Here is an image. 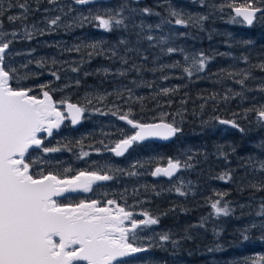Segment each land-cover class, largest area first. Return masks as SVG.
I'll return each instance as SVG.
<instances>
[{"label":"trees","instance_id":"16d2710c","mask_svg":"<svg viewBox=\"0 0 264 264\" xmlns=\"http://www.w3.org/2000/svg\"><path fill=\"white\" fill-rule=\"evenodd\" d=\"M47 2L0 0V30L10 31L7 29L10 24L7 17L24 11L16 6L19 3H26L28 11L30 4L43 9ZM231 2L233 0H220L217 3L222 6ZM235 2L239 4L242 0ZM207 10L210 18L212 10ZM215 16H218L216 10L212 17ZM232 17L228 18L230 32L221 37L210 29L207 21L204 22L202 33L193 31L189 26H174L170 29L168 23L164 24L158 36L155 34L154 37L162 36L166 46L177 49L169 57L158 56L151 49H146L151 52L142 50L140 43L136 47L119 45L125 53L122 63L132 70L131 77L136 78L135 82H127L123 78L121 82L113 83L104 78L103 66L111 62L116 66L117 59L121 58H115L107 44L87 31L83 34L79 32L80 36L74 32L76 37H68L72 42H66L67 46L73 45L74 49H80L75 50L81 63L80 82L77 84L61 81L64 75L60 59L64 55L59 56L55 52L56 48L40 47L34 52L35 63L43 67L36 76L30 67H23L26 65L23 60L9 58L19 75L28 77L20 81L23 86L34 87L38 92V85L49 84L55 100L65 98L79 104L86 108V115H97L98 110L109 113L119 110V114H123L131 109L133 118L140 122H156L164 114L166 122H174L181 128L176 140L170 145L136 143L121 158L111 154L106 145L119 141L125 131V134H131L130 128L122 121L117 128L119 122L115 120L114 131L109 136H103L96 129L83 125L75 130L68 123L45 141L46 146L61 149L47 154L49 163H46L45 171L63 172L65 168H71L72 172L68 175L92 170L108 172L114 177L108 183L95 186L89 195H69L67 200L63 198L62 201L116 199L128 206L134 205L138 213L147 211L152 215L151 212H155L157 205H160L156 212L159 226L170 230L173 239L182 237L177 245L171 244V252L174 253L171 260L177 261L174 264H243L249 257L264 254V240L261 239L264 230L259 226L264 223V217L258 215L261 205H264V170L261 169L264 162V126L256 123L254 113H248L245 118L247 109L264 105V91H261L264 88V69L260 67L264 64V26L244 28L233 22ZM93 44L96 45L94 49L90 47ZM198 52L207 58L205 70L201 72V78L188 77L183 71L189 61V58L185 60V56L187 53L197 55ZM89 53L92 55L89 56ZM170 60L171 64L168 62ZM53 71L60 76L59 80L51 75ZM154 77L167 79L157 84ZM238 80H244V89L241 95L233 97L232 94L238 89L230 93L227 88ZM165 88L172 91L165 95ZM217 118L234 119L244 131L228 126L226 133H222L217 128ZM178 147L188 152L187 158L182 157L180 161L190 165L192 172L188 174L183 167L177 176L187 177L188 181L197 184L210 181L216 194H185L178 204L179 211L183 213L169 219L171 200L166 197L165 190L170 182L154 180L151 172L167 164L169 158L173 159ZM81 152L89 153V161L84 162L80 158ZM37 153L34 152L33 156ZM130 172L136 175H129ZM225 173L231 179L218 178ZM225 193L222 198L218 195ZM217 199L221 200V206H228L229 215H221L215 223H211L217 216L210 204ZM251 224L257 227L250 229L247 233L250 239L242 242L240 233Z\"/></svg>","mask_w":264,"mask_h":264},{"label":"snow or ice","instance_id":"6c2138e0","mask_svg":"<svg viewBox=\"0 0 264 264\" xmlns=\"http://www.w3.org/2000/svg\"><path fill=\"white\" fill-rule=\"evenodd\" d=\"M49 2L54 3L55 0ZM91 2L92 0H74L79 5ZM260 3H264V0H242L239 4L233 0L222 5L220 10L223 11L224 6L230 8L235 13L233 22L251 26L257 13L264 18V8L258 6ZM16 6L27 11L26 3ZM143 11L151 14L150 9L145 8ZM170 15L175 17L176 25L188 26V21L180 13L172 11ZM7 18L14 22L26 19V16L9 15ZM60 20L61 17L56 16L49 24L56 26ZM83 21L94 22L106 32L125 23L120 12L97 14L90 19L84 17L81 26ZM17 35L15 31L5 33L0 30V264H134L132 259L127 258H135L137 254L145 253L152 247L151 244L145 246L139 242L142 239L139 232L156 225L158 219L147 211L139 213L143 218L138 219L137 214L116 199H81L78 202H64L60 199L64 197L67 200L65 194L69 193L93 192V186L98 182L114 178L108 172L81 170L68 175L67 173L72 172L71 168L54 172L37 167L49 161L42 156L34 157L33 153L39 152L46 156L61 151L59 147L46 146V139L52 137L53 131L60 129L65 120H70L72 125L78 124L86 108L66 99L55 100L49 84L38 85L37 92L36 88L20 83L28 77L19 75L18 69L9 62L12 55L10 45ZM7 36L12 38L8 39ZM26 38L32 39V33L26 32ZM148 39L153 37L149 36ZM90 47L94 49L96 45ZM75 50L80 49L77 47ZM167 51L172 53L177 49L170 47ZM187 59L185 56V60ZM206 60L201 54L199 59H193L191 67H185L183 71L188 77L196 72H203ZM260 67L264 69V64ZM72 71L76 72L78 68L74 67ZM51 75L56 80L60 79L55 71ZM236 82L244 84V80ZM169 91L172 90L163 89L165 95ZM99 99L102 100L103 97ZM248 113H254L256 123L264 126V105L247 109L245 118ZM111 114L118 116L119 120L125 121L134 130L131 134L122 133L123 138L109 149L116 156H123L135 143L153 137L168 140L181 132V128L174 122H166L164 114H161L159 122L153 123L134 119L131 109L123 114H119V110ZM219 123L244 131L234 119H219ZM88 155V152H81L80 158ZM182 166L190 165H182L179 159L169 158L166 167H156L151 175L172 177ZM261 169L264 170V162ZM129 175L136 173L130 172ZM218 178L226 180L231 179V176L225 173ZM176 191L185 195L180 188ZM218 195L222 198L226 193ZM210 207L217 217L229 215L228 206H221L220 199L211 202ZM258 215L264 217V205H261ZM259 226L264 230V223ZM256 227V224H251L243 229L240 233L241 241H248L250 236L247 233ZM159 239L169 241L170 237L165 234ZM261 239L264 240V236ZM243 264H264V254L249 257Z\"/></svg>","mask_w":264,"mask_h":264},{"label":"rangeland","instance_id":"374dc122","mask_svg":"<svg viewBox=\"0 0 264 264\" xmlns=\"http://www.w3.org/2000/svg\"><path fill=\"white\" fill-rule=\"evenodd\" d=\"M149 1L150 3H148ZM218 1L220 0H158L157 2L155 0H111L108 3L101 2L98 4L81 7L79 4H75L74 0H55L54 3H50L48 0V2L43 5L45 6L43 9L37 8L36 6L30 4L28 6L29 10L27 12L21 11L20 13L17 12L11 15H23L26 16V19H17L14 22H10L7 28L10 31H4L5 33H11L13 31L18 33L17 37L10 45V51L12 53L11 58L23 60L27 67H30V69L34 72L33 75L40 73V70L43 68L42 66L35 63L34 52L37 50V48H56L55 52H58L57 54L59 56L64 55V58L60 59V67L62 68V75H64L61 81H70L76 84L78 81L79 83L81 63L78 59L74 46H67L66 42H72L68 37L75 38L76 35L74 32L78 35L79 32H82L83 34V32L87 31V33H92L93 37H98L101 42L107 44L109 52H114L115 58H121L117 59L116 66H114V62L103 66L102 73L104 78L107 79V81L113 83H119L123 80V78H125L127 82H135L137 81L136 78L131 77L133 76L132 70L126 67L125 63H122V60H125V53L122 51V49H120L119 45L122 44L127 47H136V45L140 43L142 50L151 49L154 50L158 56L165 55L166 57H169L171 55V53L167 51L169 46H166V42L162 41L163 37H154V35L156 34V36H158V31L162 30L163 25L166 23L169 24L170 29L174 26L177 28H185L183 25H176L174 23L175 17L170 15V12L172 11L180 13L181 17L188 21V26L193 28V31L197 33L203 32L202 27L204 22L207 21L210 24V29L214 30L218 37L227 35L230 32L228 29L231 27V23L228 21V18H231L233 15L232 10L228 7H223V11H221V5L220 3H217ZM259 5L263 6L264 3H260ZM178 6H180V8H178ZM145 8L150 9L151 14H145L143 11ZM158 8L161 9L158 10ZM207 9L212 10L210 18L209 15H207ZM215 10L217 11L218 16L212 17L215 14ZM116 12L121 13L125 23L123 26L114 27L110 32H106L103 29L98 28L94 22L83 21L81 26V21L84 17H89L90 19L92 16L97 14L105 15L106 13L114 14ZM56 16H60L61 20L56 26H51L49 21L54 19ZM201 17H206V19H200ZM260 22L261 21L258 20V24ZM237 24L241 27L243 26L241 23ZM157 25L159 27H157ZM243 27L245 28L246 26ZM26 32L32 33V39L29 40L26 38ZM149 36L153 37V39L149 40ZM6 38L11 39L12 37L7 36ZM136 40L138 41L137 43ZM143 41H145V45L143 44ZM215 46H218V44L215 43ZM69 49H71V51H69ZM146 51L151 52L148 50ZM191 54L192 53L186 54L189 58V61L186 63V67H191L193 59H199L201 55L200 52H198L197 55ZM213 56L220 57L218 54H213ZM168 62L171 64V60ZM74 67L78 68V71L73 72L72 68ZM193 76L201 78L202 74L201 72H196L193 74ZM153 80L157 84L162 83L161 81H165V79H160L159 77H154ZM234 84L235 85L230 86V88H227V91L233 93L235 89H238L237 92L232 94L233 97H236L241 95L240 93L243 91L244 86L237 82ZM247 94H249V92L245 95ZM61 107L63 110V106ZM115 120L119 122L117 125V128H119L121 120L115 118L111 113L105 110H98L97 115L94 113H89V115H86L84 113L82 125L96 129L98 133L103 136H109L114 131L113 127L115 126ZM68 123H70L69 120H65L60 129L54 130L53 133L59 132ZM217 128L220 129L222 133H226L228 129V127L222 125H218ZM129 130L131 133L133 132L131 129ZM126 132L127 131H125V133ZM121 138H123V135L120 137V139ZM114 146L115 142L106 145L108 149ZM186 154H188V152L183 151L181 147H178L176 156L173 158V160H180L182 157L187 158ZM35 156H42L45 160L47 158V155L44 156V154L39 152L35 154L34 157ZM89 156L90 155L83 157L82 160H84V162L89 161ZM181 163L182 165H188L185 162ZM37 167L45 170V168H47V164L41 163ZM183 167L186 168L185 171L188 174L192 172V168L190 166H182L180 171L183 170ZM188 180L189 179L187 177L179 175L175 179L169 181L170 184L166 186V197L171 200V216H167L169 219H171V217H173L175 214L183 213L179 211L180 207L178 204L180 202V198L184 195H180L176 191L177 188H180L181 191L186 194V196H193L202 192H211L214 195L216 194V190L213 188L212 182L209 181L210 183H206V181L205 183L197 184L192 180ZM108 182L109 181L98 182L97 185ZM97 185H94L93 189ZM90 193L77 192L76 194L89 195ZM160 197L162 199L163 194H161ZM63 198L60 199L63 200ZM247 200L250 202V199ZM119 203L137 214V218L140 219V215L134 205L128 206L124 204L123 201ZM161 205L163 206V204ZM230 205L232 206V203H230ZM159 208L160 205H157L155 212H151L154 215H150L156 218V212L159 210ZM216 220H218V217H214L212 220L213 222L211 221V223H215ZM170 233V230L160 227L159 223L143 229L139 232V235L142 238L139 242L145 246L151 244L152 247L145 253L137 254L135 258L127 259H132L134 264L177 263L176 260H171V257L174 256V253L171 252V244L177 245L178 241H180L182 237H176L177 239H173ZM165 234L170 237L169 241H161L159 239L161 235ZM172 248L175 249V247Z\"/></svg>","mask_w":264,"mask_h":264},{"label":"water","instance_id":"95a60500","mask_svg":"<svg viewBox=\"0 0 264 264\" xmlns=\"http://www.w3.org/2000/svg\"><path fill=\"white\" fill-rule=\"evenodd\" d=\"M111 0H92V2L91 3H89V4H84V5H79V6H81V7H86V6H90V5H94V4H98V3H101V2H104V3H108V2H110ZM139 1H142V0H139ZM176 1H183V0H176ZM232 13H233V15H235V13L232 11ZM260 15V13H257V16H259ZM240 19V18H239ZM255 21V20H254ZM254 23V22H253ZM244 24H246V23H244ZM247 25V24H246ZM83 119H84V115H83V117L81 118V120H80V122L78 123V124H76V125H72L71 124V122H70V120H69V122H70V124H71V126H72V128L73 129H75V130H77V129H79L80 127H81V125H82V122H83ZM127 127H129L130 129H131V127L129 126V125H127L126 124V122L125 121H122ZM156 122H159V121H156ZM151 123H153V122H151ZM219 125H223V126H226V127H228L229 125H224V124H220L219 123ZM134 131V130H133ZM177 136V135H176ZM176 136H174V137H172V138H170V139H168V140H163V139H160V138H155V137H153V138H149V139H146V140H144V141H142V142H138L139 144H146V143H157V144H163V145H170L171 143H173L174 141H175V139H176ZM136 144V143H135ZM134 147V145L131 147V148H129V150L124 154V155H126L132 148ZM111 152V151H110ZM111 154H113L115 157H117V158H121V157H123V156H116L113 152H111ZM167 166V164H165V165H162V166H158V167H166ZM155 170V168L153 169V171ZM179 174V171L178 172H176L172 177H166V176H163V175H160V176H153V175H151V177L154 179V180H165V181H171V180H173V179H175L176 177H177V175ZM69 195H76V193H69V194H65V196L67 197V196H69ZM63 198V197H62Z\"/></svg>","mask_w":264,"mask_h":264},{"label":"flooded vegetation","instance_id":"af4514ba","mask_svg":"<svg viewBox=\"0 0 264 264\" xmlns=\"http://www.w3.org/2000/svg\"><path fill=\"white\" fill-rule=\"evenodd\" d=\"M184 1V0H183ZM258 6L259 7H261V8H264V5L263 6H260L259 4H258ZM233 14V13H232ZM238 20H239V18H237ZM258 20H260L261 22L258 24ZM241 24H243V26H246V27H252V29H254V28H259V27H261V26H264V18H262L261 17V14L259 15V16H257L256 17V19H255V21H254V23L251 25V26H249V25H246V24H244V23H242L241 22ZM230 126V125H229Z\"/></svg>","mask_w":264,"mask_h":264},{"label":"bare ground","instance_id":"6f19581e","mask_svg":"<svg viewBox=\"0 0 264 264\" xmlns=\"http://www.w3.org/2000/svg\"><path fill=\"white\" fill-rule=\"evenodd\" d=\"M176 140V139H175Z\"/></svg>","mask_w":264,"mask_h":264}]
</instances>
